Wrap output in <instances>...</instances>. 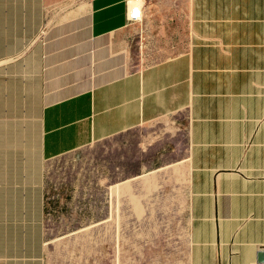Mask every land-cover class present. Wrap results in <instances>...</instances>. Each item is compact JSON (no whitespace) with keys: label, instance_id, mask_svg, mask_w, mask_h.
<instances>
[{"label":"crops","instance_id":"0c3cea01","mask_svg":"<svg viewBox=\"0 0 264 264\" xmlns=\"http://www.w3.org/2000/svg\"><path fill=\"white\" fill-rule=\"evenodd\" d=\"M129 1L0 0V197L43 211L46 161L184 116L211 202L190 264H264V0H141L133 24Z\"/></svg>","mask_w":264,"mask_h":264},{"label":"rangeland","instance_id":"374dc122","mask_svg":"<svg viewBox=\"0 0 264 264\" xmlns=\"http://www.w3.org/2000/svg\"><path fill=\"white\" fill-rule=\"evenodd\" d=\"M136 54L130 70L156 60ZM185 119L166 116L46 161L43 211L36 189L33 197H0V238L11 240L0 244V257L13 264H190V238L207 235L201 227L211 202L192 195L202 183L192 187L184 160ZM25 203L34 209L25 211Z\"/></svg>","mask_w":264,"mask_h":264},{"label":"built area","instance_id":"2783aa9c","mask_svg":"<svg viewBox=\"0 0 264 264\" xmlns=\"http://www.w3.org/2000/svg\"><path fill=\"white\" fill-rule=\"evenodd\" d=\"M129 5L128 21L141 20V0H130Z\"/></svg>","mask_w":264,"mask_h":264},{"label":"water","instance_id":"95a60500","mask_svg":"<svg viewBox=\"0 0 264 264\" xmlns=\"http://www.w3.org/2000/svg\"><path fill=\"white\" fill-rule=\"evenodd\" d=\"M257 261L259 263H264V251H258V253H257Z\"/></svg>","mask_w":264,"mask_h":264},{"label":"bare ground","instance_id":"6f19581e","mask_svg":"<svg viewBox=\"0 0 264 264\" xmlns=\"http://www.w3.org/2000/svg\"><path fill=\"white\" fill-rule=\"evenodd\" d=\"M142 4V3H141ZM139 21H141V20H139ZM139 21H128L129 22V24H133V23H137V22H139ZM44 32V31H43ZM258 263V262H257Z\"/></svg>","mask_w":264,"mask_h":264}]
</instances>
